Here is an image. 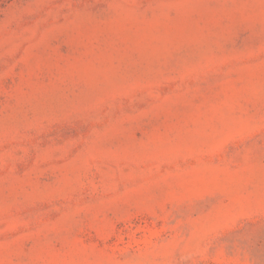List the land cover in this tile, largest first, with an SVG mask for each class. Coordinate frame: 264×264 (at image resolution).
<instances>
[{"label":"rangeland","instance_id":"374dc122","mask_svg":"<svg viewBox=\"0 0 264 264\" xmlns=\"http://www.w3.org/2000/svg\"><path fill=\"white\" fill-rule=\"evenodd\" d=\"M0 264H264V0H0Z\"/></svg>","mask_w":264,"mask_h":264}]
</instances>
